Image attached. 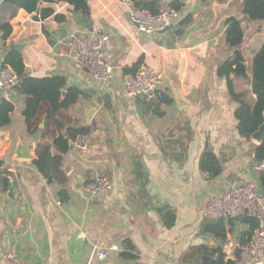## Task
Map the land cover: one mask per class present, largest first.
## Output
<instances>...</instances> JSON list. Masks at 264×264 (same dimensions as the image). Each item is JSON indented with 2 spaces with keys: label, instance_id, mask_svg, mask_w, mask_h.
<instances>
[{
  "label": "crops",
  "instance_id": "1",
  "mask_svg": "<svg viewBox=\"0 0 264 264\" xmlns=\"http://www.w3.org/2000/svg\"><path fill=\"white\" fill-rule=\"evenodd\" d=\"M172 1L157 0L161 9ZM179 1L184 6L175 24L192 14L179 36L171 32L175 24L164 33L141 32L125 0H88L89 17L66 1L42 2L40 7L53 9V15L37 20L36 13L19 9L7 39L0 28V67L8 52L23 44L19 52L29 75H64L83 90L66 113L75 126L92 127L88 147L75 146L64 155L69 200L63 202L61 185L48 182L34 164L38 145L50 139L45 124L28 131L26 97L13 89L11 121L0 127V167L5 168L0 171V264L10 252L30 264H188L185 254L201 244L221 246L226 259L239 254L250 225L242 216L222 218V237L216 226L204 230L219 219H205L201 208L223 187L262 185L255 154L260 143L239 133V102L218 69L232 54L226 20L235 16L243 20L242 51L252 77L254 57L264 43V20L245 15L244 0ZM95 27L109 35L104 55L114 66L111 79L57 54L60 39ZM142 57L143 64L163 73L161 91L171 100L157 111L158 100L129 95L125 88V67ZM233 79L236 91L255 102L252 81ZM4 98L0 92V104ZM146 101L155 104L149 107ZM206 149L222 162L217 177L201 170ZM98 175L109 176L113 188L92 196L86 186ZM171 215L175 222L169 226ZM115 244L119 248L112 250ZM99 248L107 250L105 258L97 256Z\"/></svg>",
  "mask_w": 264,
  "mask_h": 264
},
{
  "label": "trees",
  "instance_id": "2",
  "mask_svg": "<svg viewBox=\"0 0 264 264\" xmlns=\"http://www.w3.org/2000/svg\"><path fill=\"white\" fill-rule=\"evenodd\" d=\"M66 1L74 6V9L83 14L85 17L90 16V5L88 0H3L0 4V16L2 21L0 28L3 32V38L7 39L13 30L10 22L19 9H25L29 13H36L37 20H44L54 14L51 8H41L42 2L54 3ZM139 8H148L153 13L161 10L157 0H132ZM225 1V0H220ZM171 7L180 10L184 4L179 0L170 3ZM243 12L251 20H264V0H244ZM60 16H58L59 18ZM192 21V14L186 13L173 26L171 32L173 35H182L184 29ZM239 17H229L226 20V45L232 50L231 56L223 61L218 69V74L227 78L230 96L233 100L239 102L236 110L238 119L239 133L251 139L252 134L264 122V43L256 53L253 61L252 77L247 72L246 59L244 57L242 46L245 43V29ZM142 57L131 67H125L124 73H135L143 64ZM4 65H11L20 77L16 89L26 97V108L24 115L28 125V131L35 133L42 123L50 136L49 140H43L38 145L34 164L40 172L46 177L48 182H57L61 185L59 196L61 201L69 200L68 193V176L63 169L64 155L70 150L71 142L79 135L87 134L92 127L75 126L72 124L71 117L66 113L75 105L80 96L83 94L77 85H72L64 75H53L47 77L31 76L26 71V65L22 54L16 49H12L4 59ZM234 77L252 81L253 93L257 96L255 102L247 97L245 92H237L235 89ZM144 98V97H143ZM171 100L165 94L158 100L155 105L156 111L164 103H170ZM149 107L154 106L152 101L145 102ZM14 109V104L7 99H3L0 104V127L8 125L11 121L10 113ZM160 112V111H159ZM54 149L56 152H54ZM257 162L264 160V141L255 148ZM201 170L210 177H217L223 171V165L217 155L211 150L206 149L200 162ZM260 180L264 186V170L261 172ZM7 181V179H6ZM233 219V218H231ZM243 222L250 225L245 236L249 237L255 229L257 222L255 218L244 214L241 217ZM175 222V216L171 215L168 225ZM218 227L222 237H225V226L222 218L219 221L207 222L204 230L214 231L213 227ZM184 262L188 264H234L231 259H226V254L222 247H211L207 244H201L190 247L184 256Z\"/></svg>",
  "mask_w": 264,
  "mask_h": 264
},
{
  "label": "built area",
  "instance_id": "3",
  "mask_svg": "<svg viewBox=\"0 0 264 264\" xmlns=\"http://www.w3.org/2000/svg\"><path fill=\"white\" fill-rule=\"evenodd\" d=\"M130 7L132 21L141 32L147 34L159 33L168 26H173L180 16V10L174 7L161 9L153 13L148 8L137 7L132 0H125ZM109 35L101 28L95 27L87 34H70L60 39L56 44L57 54L72 59L79 69H85L103 80L111 79L114 66L104 55V47ZM164 75L150 65L143 64L135 73L125 75V88L129 95L147 96L149 99L159 100L163 92L161 87ZM20 81V77L11 65L0 67V92L7 100H11L13 89ZM91 141V133L79 135L74 144L79 149H86ZM0 167V171H4ZM257 169L264 170V160ZM113 184L109 176L98 175L94 181L86 186L92 196L105 194L112 190ZM247 214L255 218L257 225L252 234L240 246L239 254L229 258L234 264H264V186L254 182L226 186L213 194L201 208V215L208 220L221 218L237 219ZM118 245H112L117 250ZM97 256L105 258L107 250L99 248ZM5 264H30L16 253L7 254Z\"/></svg>",
  "mask_w": 264,
  "mask_h": 264
},
{
  "label": "water",
  "instance_id": "4",
  "mask_svg": "<svg viewBox=\"0 0 264 264\" xmlns=\"http://www.w3.org/2000/svg\"><path fill=\"white\" fill-rule=\"evenodd\" d=\"M3 0H0V4ZM192 0H188L187 2V5L191 3ZM172 28V26H168L166 27L165 29L161 30L160 33H164V32H167L169 31L170 29ZM15 49L17 51H22L23 50V44H16L15 45ZM142 96V95H140ZM1 138H3V134L0 133V141H1ZM252 138L261 143L262 141H264V122L262 124H260L259 128L252 134ZM75 147V144L74 142L72 141L71 142V145H70V149H74ZM65 171L68 172L69 171V166H65Z\"/></svg>",
  "mask_w": 264,
  "mask_h": 264
}]
</instances>
